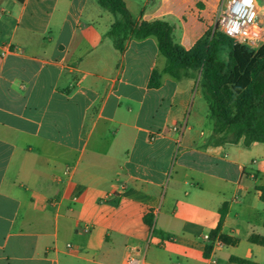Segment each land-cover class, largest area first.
Here are the masks:
<instances>
[{
  "label": "crops",
  "instance_id": "0c3cea01",
  "mask_svg": "<svg viewBox=\"0 0 264 264\" xmlns=\"http://www.w3.org/2000/svg\"><path fill=\"white\" fill-rule=\"evenodd\" d=\"M124 2L189 51L222 0ZM114 22L96 0H0V264H264V144L221 143L199 80L165 74L155 37L118 51ZM223 207L238 244L206 257Z\"/></svg>",
  "mask_w": 264,
  "mask_h": 264
},
{
  "label": "trees",
  "instance_id": "16d2710c",
  "mask_svg": "<svg viewBox=\"0 0 264 264\" xmlns=\"http://www.w3.org/2000/svg\"><path fill=\"white\" fill-rule=\"evenodd\" d=\"M98 5L115 18L108 36L118 51L123 52L130 39L155 37L160 54L166 59L164 73L177 80H199L204 98L214 120V135L223 144H264V45L256 52L225 42L211 30L191 50H185L174 40V28L157 20L137 24L124 0H96ZM151 88L160 86V73L154 71ZM264 203V186L258 187ZM226 207L220 211V223L211 234L206 247L208 257L213 242L235 246L237 239L220 235ZM146 221L151 224L150 221ZM250 242L264 247V237L252 235ZM237 264H250L231 258Z\"/></svg>",
  "mask_w": 264,
  "mask_h": 264
},
{
  "label": "built area",
  "instance_id": "2783aa9c",
  "mask_svg": "<svg viewBox=\"0 0 264 264\" xmlns=\"http://www.w3.org/2000/svg\"><path fill=\"white\" fill-rule=\"evenodd\" d=\"M263 24L264 0H222L213 32H217L222 40L234 46L256 49L264 33ZM13 52L16 50L2 47L0 57ZM205 240L211 243L210 236H206ZM216 244H222L218 238L213 242V245ZM211 262L215 263L213 258ZM125 264L153 263H148L130 253Z\"/></svg>",
  "mask_w": 264,
  "mask_h": 264
},
{
  "label": "rangeland",
  "instance_id": "374dc122",
  "mask_svg": "<svg viewBox=\"0 0 264 264\" xmlns=\"http://www.w3.org/2000/svg\"><path fill=\"white\" fill-rule=\"evenodd\" d=\"M262 26H264V24ZM263 45H264V33L262 34L260 43L258 44V47L256 49L247 48V47H246V49L250 52L256 53ZM194 96H195V94H194Z\"/></svg>",
  "mask_w": 264,
  "mask_h": 264
}]
</instances>
